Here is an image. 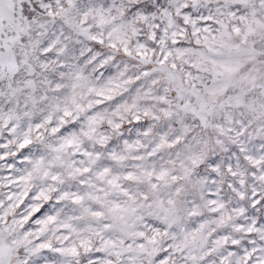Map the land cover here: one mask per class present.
<instances>
[{
    "label": "snow or ice",
    "instance_id": "6c2138e0",
    "mask_svg": "<svg viewBox=\"0 0 264 264\" xmlns=\"http://www.w3.org/2000/svg\"><path fill=\"white\" fill-rule=\"evenodd\" d=\"M0 264H264V0H0Z\"/></svg>",
    "mask_w": 264,
    "mask_h": 264
}]
</instances>
